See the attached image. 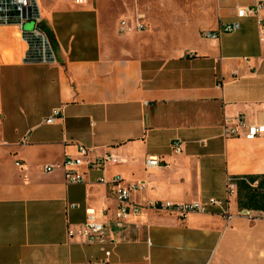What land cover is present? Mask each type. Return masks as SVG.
I'll list each match as a JSON object with an SVG mask.
<instances>
[{
  "label": "crops",
  "instance_id": "crops-1",
  "mask_svg": "<svg viewBox=\"0 0 264 264\" xmlns=\"http://www.w3.org/2000/svg\"><path fill=\"white\" fill-rule=\"evenodd\" d=\"M38 1L56 64L24 63L20 29L0 26V264H264V136H224L239 116L264 124V9L217 41L201 36L264 0ZM139 15L144 31L120 32ZM80 146L84 161L121 163L81 167L85 181L68 184ZM149 157L168 166L147 169ZM115 177L140 187L135 204L215 198L232 218L144 210L117 228ZM88 209L105 214V244L68 236Z\"/></svg>",
  "mask_w": 264,
  "mask_h": 264
},
{
  "label": "built area",
  "instance_id": "built-area-1",
  "mask_svg": "<svg viewBox=\"0 0 264 264\" xmlns=\"http://www.w3.org/2000/svg\"><path fill=\"white\" fill-rule=\"evenodd\" d=\"M75 6L83 7L88 0H73ZM264 9V1H260L254 7H241L236 9L237 20L233 23H221L216 30L204 31L201 36L204 39L217 41L222 35L232 34L240 30V21L248 18L259 19L262 10ZM145 17L139 15L134 22L122 20L120 23V32H135L144 31L146 25ZM264 35V23L259 21ZM27 25H31L30 29H26ZM0 26H17L21 31V37L27 46L24 56L26 64H41L54 65L57 63L52 41L43 27L42 9L38 0H0ZM242 78L240 73L235 70L231 74L230 81L236 82ZM222 82L225 79L222 77ZM62 110L54 109L51 116L46 120V124H53L60 116ZM224 136L227 138L243 137L247 140H254L264 136V124H247L245 118L239 116L235 119V123L231 127L224 128ZM173 150L175 153H182L180 144L174 143ZM91 153L90 149L84 146L79 147L80 157L76 159H67L64 163L65 181L68 184H79L85 181L84 174L79 172L81 167H85L87 171L104 169L107 166H116L121 163L120 158L111 153H107L95 160L84 161ZM168 166V163L158 158L149 157L146 159V168H158ZM53 167H45V171H53ZM101 183H106L105 178L99 180ZM113 194L117 201V210L114 217V225L117 228H123L130 217L138 216L144 210L154 212L170 213L180 219H185L192 214H207L211 207H217L222 210L223 217L229 222L232 215L224 210L225 202L219 199L211 198L208 201H195L189 204L175 205L169 202L153 201L145 206L135 204L131 201V193L134 190L140 189L139 186H125L121 177H115L111 181ZM236 191V184L233 179H228L227 194L230 198ZM251 218H260V215L247 213ZM105 214L98 216L96 211L88 209L86 222L77 229H69L68 236L70 238L82 239L86 244H105L108 241L106 232V223L102 221ZM110 253H107L109 256Z\"/></svg>",
  "mask_w": 264,
  "mask_h": 264
},
{
  "label": "rangeland",
  "instance_id": "rangeland-1",
  "mask_svg": "<svg viewBox=\"0 0 264 264\" xmlns=\"http://www.w3.org/2000/svg\"><path fill=\"white\" fill-rule=\"evenodd\" d=\"M30 28H31V25H27V26H26V29H30Z\"/></svg>",
  "mask_w": 264,
  "mask_h": 264
}]
</instances>
